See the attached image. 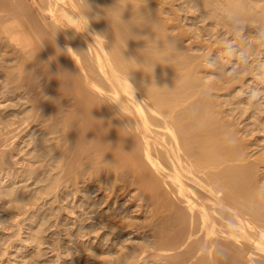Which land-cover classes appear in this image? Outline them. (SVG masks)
I'll use <instances>...</instances> for the list:
<instances>
[{
    "label": "bare ground",
    "instance_id": "1",
    "mask_svg": "<svg viewBox=\"0 0 264 264\" xmlns=\"http://www.w3.org/2000/svg\"><path fill=\"white\" fill-rule=\"evenodd\" d=\"M155 1L159 0H148L146 9L158 21V35L170 37L180 51L156 64L151 78L141 70L130 73L134 98L144 103L127 113L130 118L117 119L114 105H101L106 97L116 100L122 93L127 95L107 52L114 34L108 20L91 19L114 0H88L90 24L83 32L70 17L84 0H0L4 62L0 68L5 69L0 71L4 74L0 97L8 101L0 103V213L8 212L0 215V224L11 229L20 214L32 219L31 193L18 196L16 186L31 176L36 182L62 187V202L85 198L87 192L98 198L105 192L102 200L80 210L81 222L76 226L83 232L78 229L81 238L90 231L81 224L93 218L91 205H109L113 198L119 202L127 197L121 211L112 207L108 213L96 214V230L92 228L97 235L103 230L114 236L115 230H122L120 236L127 227L151 232L152 240L146 233L137 236L141 241L129 250L132 255H121L127 264H264L255 259L264 257V190L256 179L264 158L251 159L250 146L239 142L238 130L232 128L234 120L241 123L253 114L237 96L226 103L212 92L220 86L203 72L206 66L201 65L206 63L195 64L196 54H188L174 31L170 16H174L170 9L174 0H164L170 7L160 8ZM209 3L212 13L223 20L250 19L244 7L228 5L223 10ZM130 14L126 10L123 18ZM139 31L152 35L149 28ZM97 33L105 34L104 46L94 36ZM144 43L129 40L124 55L136 56ZM57 48L63 51L56 52ZM145 71L150 74L151 66ZM150 83L158 88L147 89ZM226 105L231 107L225 109ZM89 110L94 119L103 121L101 126ZM246 112L241 119L239 115ZM134 122L130 136L122 138L119 128ZM102 156L111 163H104ZM67 206L62 209L69 215ZM136 212L139 215H132L145 219L124 220ZM100 246L91 248L97 251L92 254L97 263L93 262L122 264V257L102 258Z\"/></svg>",
    "mask_w": 264,
    "mask_h": 264
},
{
    "label": "rangeland",
    "instance_id": "2",
    "mask_svg": "<svg viewBox=\"0 0 264 264\" xmlns=\"http://www.w3.org/2000/svg\"><path fill=\"white\" fill-rule=\"evenodd\" d=\"M159 1H155V3L158 2L156 3L158 8L170 7L167 4L168 2ZM209 2L221 6L223 10L228 5L235 8L244 7L250 15V19H244L240 16L234 22H229L227 19L223 20L219 13H212ZM173 4L170 9H174V16L172 14L170 16L174 17L173 23L176 24L175 26L173 24L174 31L180 35L183 40L182 45L187 49L188 54H196L198 56L196 57L195 55L194 63L197 64L199 62V65L206 63L201 66L205 65L206 67L204 68L207 71L204 68L201 69L206 71L203 72L208 79L214 80L220 86L219 90H213L212 92L217 93L220 99H224L226 103L227 101L235 100V96H237L241 100V104L249 107L248 110L253 114V117L241 120V123L239 120L236 123L235 120L233 121L234 125L232 128L238 130L239 142L242 143L244 141L245 145L248 144L250 146L247 152H249V155H253L251 159L256 158V156L264 158V0H174ZM223 14L224 12L221 15ZM171 22L170 24H172ZM1 53L4 54L3 52ZM0 63L2 65L4 63L3 60H0ZM4 70L0 68V71L3 72ZM0 75L4 76L2 73ZM2 79H0V82H3ZM22 91L16 90V93ZM2 101L3 98L0 97L1 105L8 102L4 103ZM9 102L11 101L9 100ZM227 105L224 107L225 109H227L226 107H231ZM247 113L239 115L240 118H245L244 116ZM247 122H250L251 126H247ZM12 162H10V166L13 165ZM259 165L258 172L256 171L258 173L256 179L259 177L257 181L259 182L258 186H261L259 189L262 192V189L264 190V163ZM3 166L5 169L10 167L9 165ZM40 176L41 174H39ZM16 186H18V196L22 195L24 197V193H31L30 198L34 202L30 212L32 219L27 221L24 215L20 214L11 229H8V225L1 222L3 225L0 224V264H96L97 257L92 254L97 251H93L95 250L93 245L95 247L103 246L102 250L99 249L102 258L115 260L122 257L120 259L122 261L125 257L121 255L130 254V251L137 246V241H141L137 236H144V233H146L147 239L152 240V237H150L151 232H146V229L142 228L140 230L136 229L139 227H127V229H123L126 234L120 236L117 234L122 230H115V232H118L114 233L115 237L103 230L97 235L95 230L98 220L95 215L100 212L103 214L105 211L108 213L113 208H118V212L121 211V207H124L122 205L127 204V197L119 200V202H115V198H113L109 205L106 202L100 204V206L95 204L97 207L94 204L91 205L92 208L95 207L94 213H96L91 214L94 215L92 216L93 218L87 222L83 221L84 223L81 225L89 227L90 231L93 230L94 234L96 233V236L85 228V231L88 230L90 235L88 234L81 238L79 233L82 231L79 229V225L76 226L81 222V219L77 218L80 210H83V205L92 204L96 199L100 198L102 200L101 197H103L105 192L101 196L99 195L98 198L95 193L87 192L84 194L86 199L80 197L78 200L77 197L74 201L68 199L67 202L64 200L62 202L59 197L60 188H62L60 186L56 187L54 184L36 182L31 176L29 181H21ZM90 194L91 196H89ZM67 203V208L69 211L71 210L69 215L64 214V209H62ZM78 206L81 207L78 208ZM135 207H132V209H136ZM71 212H74V214ZM4 213L7 214L8 212ZM4 213H0V215H4ZM130 214V218L124 219L126 222L129 221L128 219L140 222L145 219L141 215L139 218L135 217L134 215H139L137 212ZM5 220H7L6 216H4V222ZM118 221L116 223L122 225L120 222L123 221ZM29 227L31 229H27ZM92 228H95V230ZM78 229L81 232H78ZM107 234L110 235V238L107 237ZM104 236L109 239L106 240L107 242L104 241L106 239ZM97 243L99 244L97 245ZM110 246L114 247V249L110 250ZM84 248H87V251L91 253L82 251ZM91 248L93 249L92 251ZM118 248H121L122 251ZM50 249H53V251H49ZM169 253L173 252L171 251L167 254ZM114 257L116 258L114 259ZM87 259L89 260L87 261ZM255 259L264 260V257L255 256ZM155 262L157 263L158 261ZM121 263L127 264V262L123 261Z\"/></svg>",
    "mask_w": 264,
    "mask_h": 264
},
{
    "label": "clouds",
    "instance_id": "3",
    "mask_svg": "<svg viewBox=\"0 0 264 264\" xmlns=\"http://www.w3.org/2000/svg\"><path fill=\"white\" fill-rule=\"evenodd\" d=\"M147 2L148 0H142V2H137V0H114L111 6L102 8L100 10L102 17L100 13L94 14L91 17L93 20H98L101 18L108 20L114 34V40L112 41L107 52L112 57L113 62L116 65L120 86L126 88L127 95L122 93L116 100H112L111 97H106L105 102L101 105H114V118L117 119L129 117L127 113L133 111L135 105H143L144 103V100L137 102L134 98L135 88L130 82V73L135 70H141L149 78H151L154 66L156 64H162L161 61H167L173 56L175 52L180 51L177 49L176 43L170 37L167 35H158L159 24L157 20L151 19L150 14L146 9ZM128 9H130L131 14L127 19H124L123 14ZM90 12L91 6L88 3V0H84L83 5L80 7L78 13L70 17V21L80 29V32H83L88 28L90 24ZM144 28L150 29L152 33L151 37L148 34H140L139 30ZM94 36L100 37L104 46L105 34L97 33L94 34ZM129 40H143L145 42L143 48L138 50V54L136 56L126 57L124 55V51L127 48V42ZM57 50H59V53L63 51L59 48L56 49V52ZM149 66H151L150 74L145 71V69ZM150 86L157 87L155 83H150L147 86V89ZM91 118L96 120L92 116ZM96 121L100 122V126L103 123L101 120ZM111 126L112 125L109 122L108 127ZM108 127H106L107 131ZM134 127L135 122L131 124H125L123 127H120V136L122 138L130 136L129 130L133 129ZM101 159L104 163H111L104 161L103 156Z\"/></svg>",
    "mask_w": 264,
    "mask_h": 264
}]
</instances>
